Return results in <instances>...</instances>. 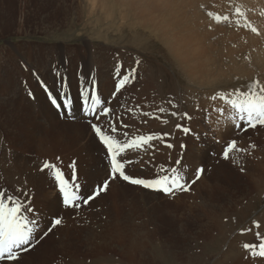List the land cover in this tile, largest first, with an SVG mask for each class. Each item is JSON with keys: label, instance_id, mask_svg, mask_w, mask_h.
<instances>
[{"label": "bare ground", "instance_id": "1", "mask_svg": "<svg viewBox=\"0 0 264 264\" xmlns=\"http://www.w3.org/2000/svg\"><path fill=\"white\" fill-rule=\"evenodd\" d=\"M239 4H241V8H244L245 10H249V11L255 10V12H254L255 15H249V13H248V15H249L248 17H250L251 21L249 20L250 22L247 25L246 23L248 22V19H246L247 22L245 23V25L248 26L247 28H245L243 26L242 20H240L241 18L239 19L238 16H236L234 14L236 8H239L238 7V6H240ZM202 5L206 6V8H205L206 10L211 9V11H212L211 13H218L220 16L227 15L229 17V20L228 21H222L221 23H216L212 18H210V20H209L208 16H206L204 13V11H206V10H204L203 12L201 11V14L199 12V7ZM113 6L119 7L118 13H119L120 17H118L119 18L118 20L121 22L129 21V24H130V25H128L129 28H133L134 26L140 27L144 30L151 31V33H153L155 37L159 38L161 43L169 51V54L171 53V55L175 59V63L178 62V64H176V66L178 65L181 72H185V76H183V78L192 81L191 85L192 86L194 85L192 87L193 90L189 89L190 92L186 95V98H188V103H187V105H182V108L183 109L191 108V109H193L191 112H193L194 108L198 107L197 113L195 115L196 118H198L196 120V123L200 124V120H201L200 119V114H201L200 111L203 109V107H204L203 104H205V103H211V104L217 103V106H219L217 108L220 109V113H223L226 110L230 109L229 105H227L225 102H223L222 100L219 99L218 94H219L220 90H219V92H217V90H215L216 92H212L209 89V87L211 85L218 83L215 79L216 78H218V79L222 78L223 73H222V70L220 69V67L213 64L214 59L212 60L209 58V56L212 52L210 54L208 53L209 54L208 55L207 50L209 51V48L217 49L216 51L214 50V53L215 52L217 53V51H219L218 54H220L221 60L227 59L228 62H230V65H229L230 67H228V68L231 69V65H232L234 68L233 71L235 73L237 72L236 75L237 74L240 75L239 72H241V74H242V76H244V78L250 77L252 75V73H250V71H248L246 68L245 69L248 72L244 71L245 69L240 70V68H243V66L245 67V65L248 63V59L251 60L249 57H250V55H252V51L253 50L255 51V46H257V44H259V42L257 41V38H256L257 37L256 33L252 32L251 28H253V27L255 29L257 27L259 28L260 27L259 25H261L263 23V21L260 18L262 16V14L264 13V0H220V1H214V0H119L118 1V0H114ZM211 6H213V7L211 8ZM122 7H125V9L120 10ZM184 7H186V10L184 9L185 11L182 10ZM94 9H96V8H94ZM101 11H103V10H101ZM186 11L190 12L191 15H190V13L188 14ZM208 12H209V10H208ZM184 13L186 15L187 14L190 15V17H192V18L195 17L196 19H198L197 16L200 18L199 21H201V24H202L201 29L204 28L203 30H201L202 33L198 34L199 32L197 33L196 31H193L192 28L184 27V26H187L186 23H189V21H191L190 17L188 15L185 16ZM98 14H99V12H98ZM112 14L113 13L110 10V13L105 14L104 17L99 16L98 17L99 19H97V21L100 22L102 20L112 19L111 22H113V26H114V22H115V20H117V17H113ZM100 19H102V20H100ZM195 20H193V21H195ZM243 22H245L244 19H243ZM195 23L193 22L192 25ZM209 27H212L211 31H209ZM263 27H264V25H263ZM180 28H182V29L179 31ZM263 30H264V28H263ZM262 33H264V32H262ZM260 37H261V35H260ZM263 39L264 38H262V41H264ZM258 40H260V39H258ZM258 47L260 48V46H258ZM258 47H257V49H258ZM263 48H264V46H263ZM106 49H107V47H106ZM257 49H256V51H258ZM239 50L240 51L242 50L240 54L238 52ZM102 51H104V50H102ZM50 52H51V49L47 50L48 54H50ZM58 52H56L54 49L52 52L53 54L50 55L48 57V59L45 58L44 56H42L41 54H39L40 53L39 50L36 51L35 55H33V56L28 57V56L22 55L24 60L27 59V62H24V66L26 65V68L27 69L29 68L28 69L29 71H31V70L37 71V72H33L32 74L35 76H33L31 79H29L36 86H38V87L32 88V92H31L32 95L31 96L28 95V92L25 90V88H22L21 81H18V80H15L14 82L11 81L12 69L9 72V78L6 79L5 82L3 83V85L0 87V155L3 156V158L1 157L3 161L6 160V161H4L6 163V169L4 172H3V168H2L3 166L0 167V189L5 190L8 193L13 194V195H19L21 200H24L26 203L30 199L31 200L30 207H32L34 209V212L32 213L33 216L35 215V211H36V208L38 207V204H40L41 209L43 210L42 215H46V218H47L46 220H43V219L41 220V223L43 224L42 228H38L34 234V238H33L32 243L38 242L37 243L38 245L34 244V247L31 248L29 251H27V253L24 254L22 252L20 254L19 259H21L23 257L24 258H30L32 260V262L30 261L32 264L36 263L35 260H38L40 258V256H41V261L39 264H46V257L47 256L44 257L43 252L41 250L49 247L50 245H47L45 243L46 240L45 241L43 240L40 242V239H41L40 235H41L43 230H46V228L48 226H50V223L52 226V224L55 220V219H53V217L56 218V216L60 212V210H61V212H65V215L67 214V217H66L67 219H65L64 223L61 222L60 225H57L54 228L52 227L51 233H49V235L47 236L48 239L51 240L52 244L53 243L58 244L59 250H58V248H57V250L60 252L61 251L65 252L67 250H70V251H72V253H74V252L77 253V251H80L79 250L80 248H85V252H86L87 250L93 251L95 249V247H99L100 250L98 253L97 252L96 253L98 256L104 257V248L101 247L104 245H101V246L95 245L93 243V241H94L93 237L94 236H92V233H90L91 235H89L88 238H85V244L83 246H82L81 242H80L81 244L79 243L81 247H79L78 244H76L75 240L71 237L72 233L74 235L73 231H75V227L71 228V225L82 224L84 227L83 229H87L88 222H89L88 219L91 217H94V216H92L93 214L89 211L90 213L88 215H86L87 210L82 211L80 209L66 208L65 206L61 205L60 201H61L62 196L59 192L58 187L56 186L54 179L51 177L50 170L40 171L43 163L47 161L51 164L56 165V167L58 166L57 168L60 169L64 174V179L71 181L73 171L71 172L72 167H70V166L73 165V163H74L76 166L75 167L76 182L80 185L79 192H80V195L83 197L91 195L92 192L96 189V187L98 185H101L106 179H109V172L107 174V177L104 175L105 172L107 171L106 170L107 167H108V169H110V165H109L108 158L106 155V149L98 141V138L94 134H92V136L90 135L91 137L88 140L85 138L87 140V142H86V140H85V142H81L83 139V137H82L83 128L85 130H86V128L91 129V125L89 123L90 118L85 117L83 114V111H82L81 93L78 95L74 91V89L77 87V85H76L77 83L75 80L76 75H77L76 72L80 73L84 70H85V72H88V71H91L92 66L96 65L97 66L96 68H99L100 64L102 66L103 63L102 62L100 63L99 60L98 61L90 60V58L94 57V54H92V52L91 53L87 52L86 54L81 56V58H79V59H69V60H68V58L65 59L64 58L65 56L64 57L61 56L62 52H60V53H58ZM236 52H237V54H236L237 58L239 60H241L239 62L235 61L236 59L233 58V55ZM11 53H12L11 51H8V53L6 54L8 56L7 58H10ZM100 53H102V52L100 51ZM116 54L120 55L119 50H117ZM121 55H123V53H121ZM54 57H56L57 60ZM87 57H89V59H87ZM234 57H236V56L234 55ZM245 57H247V58H245ZM52 58H54L55 61H53ZM126 58H127V56H126ZM217 59H219V58H217ZM244 59H246V60L244 61ZM126 60H127V62H129L128 58ZM120 61L124 62L122 59H120ZM225 61H223V64L226 63ZM221 63L222 62H220V64ZM111 65L117 66L119 68L120 73L125 74V69L122 67L120 62H118V64L111 63ZM17 66H18L17 63H15L14 67H16V68L13 69V72H12L13 77L16 78V77L21 76L20 78H22V74H23L22 71H25V67H17ZM59 66H61V67H59ZM226 67L224 66V68H226ZM1 68H2V66L0 65V69ZM102 68H104V67H102ZM131 69H136L135 73H140L138 67H136V66L134 68L132 67ZM144 69H145V66H144ZM40 70L41 71L44 70V71L48 72L47 73L48 81H46L45 72H43V74L40 75L42 78V79H40L39 74H38ZM58 71L59 72L65 71V72L69 73V75H70L69 76L70 85L68 84L69 87L67 86L68 88L67 87L66 88L71 92V97H73L72 102L74 105L72 106V117H74V118H69L68 114L65 111L57 109L56 106L50 101V99H49L50 104L47 106L44 99H43L44 96L41 94L40 91H37V88L44 89V87H42V85H41V81H42L43 84L47 86L48 91L50 93H52L50 89H53L55 87V82L57 80V77L54 76V74ZM178 72H179V70H178ZM100 75H101L100 76L101 78L106 77V76H103L102 70L100 72ZM249 80L250 79L248 78L247 83L249 82ZM195 81H200V82L198 83ZM250 81H252V78ZM56 85H58V84H56ZM207 85H208L207 88L209 89V91L202 90V89H204V86H207ZM78 87H79L80 91H82L84 89H88V88H85V86H81V85H79ZM216 88H217V86H216ZM5 89L11 91V96H10V93H9V96H7V97L3 96L2 93L4 92ZM110 90H111V88L106 90V93L109 92ZM226 90H228V89H226ZM61 91L62 90H60L58 92L60 93ZM91 91H92V86L90 87L89 92H91ZM152 91H153V89H152L151 85L149 84L148 80L137 81L135 83L134 88H133V93L136 97V102H139V103L148 102V103H150L151 98L154 95V92H152ZM49 92L46 93V96H48V98H49ZM63 92H64V90H63ZM52 94L55 95L54 91ZM219 95H221V94H219ZM214 96L217 97L215 100L212 99V97H214ZM136 102L135 103H129L130 107L128 108L132 113L135 114L134 115L135 117L129 113L122 114L120 117H117L116 119L108 117L109 121L108 120L105 121V119H103L102 126L105 127V129H107L108 127H110L112 125L118 126L119 127V133L118 134H120L121 137L123 136L124 132H128L133 136H140V135L147 136L150 134H157V135L162 137V139H157V140L151 141L150 144L145 145L143 147V149L137 150L138 153L140 154L137 157V159H138V161L141 162V164H138L137 160H135L132 157L130 152L128 153V156L125 158L126 160L130 159L132 161L131 163H126V167H125L126 173L132 175L133 177H137V175H135V174H138L139 176L142 177L143 174H147L145 176H148V172H150V169H151L149 166L152 164V163H150V159L154 158L157 155L155 152L152 151L153 145H157L158 146L157 151L160 150V153H162V154L170 153V150H168V148H166L167 147L166 143L169 141H166V143H165V141H164L165 135L164 134L167 133V129L171 125L170 119L172 118V115H171V112L168 114L169 117H167V120L169 122L166 119H163L160 122L157 119V114H158L157 111L147 112L146 107L136 105ZM90 103L91 102L89 101V104ZM189 104H191V106H189ZM193 104H195V105H193ZM100 105L101 104L99 102L97 104L96 108L97 107L101 108ZM178 105H180V104L178 103ZM193 106H196V107H193ZM51 107L53 108V110L51 109ZM214 108H216V107H214ZM217 110H215V112ZM221 110H223V112H221ZM169 111H170V109L168 108L166 110V112H169ZM208 111H211V110H207V112ZM229 111H231V109ZM193 115H194V113H193ZM216 115H218V114H216ZM136 116L138 117V119L140 121L143 122L142 123L143 126L139 125V123L137 122L138 120H137ZM220 117H222V116H220ZM124 119L130 124V126L124 127V125H127V124L123 123ZM224 119H225V117H224ZM226 119H228V118H226ZM232 119L233 120H230L231 122L236 121L235 118H232ZM215 120H218V119L215 118ZM164 121H167V124L164 123ZM179 121H180V119L178 118V124L183 125V123L179 122ZM169 123H170V125H169ZM226 123H225V125H226ZM67 124H69V125H67ZM146 124L149 126H147ZM218 124H219V122H218ZM235 124L232 126L230 124V126H231V128H229L230 130L229 131L224 130V134L227 133L226 135H228V136L235 134L234 131H231V129H235V127H234ZM156 125H162V126H159L160 128L158 130L152 131L153 126H156ZM52 126H56V127L63 126L62 132H60V134H59V138L61 137V135L64 134V139L60 138V139H55V140L50 139V141H43L44 140L43 138H41L43 140L38 138L39 137L38 131H40V130L43 131V129H46L47 127H52ZM65 127L69 128L70 133H73V130H74L73 128L80 131V133L78 134V135L81 134L79 142H76L75 140L74 141L76 143L65 142ZM128 130H130V131H128ZM193 130H194V132H196L195 129L193 128L188 132V134L192 133ZM221 130H222V128H221ZM197 131L200 134L203 132V131L199 130V128L197 129ZM181 133L177 132L174 128H172L170 130V135L175 134L176 136H179V141H180V144L176 145V143L174 142V138L171 139V140H173V144H172L171 149H172V151H175L177 153L175 156H179L181 154H182L181 155L182 157L186 156L187 160L181 161V162L187 163V161L190 160L188 162L194 170L201 169L199 167L201 165L203 167L207 163L209 164L210 170H212V167L214 166L216 160L220 156L215 157L211 160L207 159L208 157H206V156H200L201 154H207L206 153L207 151L209 152V149L207 151H206V149L200 150V148L203 147L204 143H207L204 141V139H202V140H198L197 143L193 147L197 151V156L196 157H194V156L189 157L188 152H187V145L185 146L187 155L183 152V150L181 148V145H183L182 141H184L186 139V137H184L185 133L184 132H183L184 134L183 133L181 134ZM90 134H91V132H90ZM188 134H186V136ZM49 135H51V134H49ZM55 136H58V135H55ZM71 136H72V134H71ZM40 137H42V136H40ZM51 137H52V135H51ZM165 137L170 139V137H168V135ZM192 137L197 138L198 134H193ZM54 138H56V137H54ZM69 139L70 138H68V140ZM187 140L189 141L190 138L187 137ZM59 146L61 148V150H60L61 153L60 152L57 154L53 153V152L57 151ZM213 149H215V148H213ZM193 151H195V150H193ZM61 154H63V155H61ZM221 156H223V154H221ZM228 158L232 161V162H230L232 169H233L231 172H232V175L234 176V178L228 177L226 179L225 177H223L221 175V173H223V175H225V173H224L225 171L222 172L223 168L215 166V168H216L215 170H217V171H213V172L210 171V173H207V174H209V176L208 175L207 176L213 179L215 176L214 174H216L218 183H215V184H213V183L205 184L204 183L203 184L202 181H200V180L202 178H204L206 176V172H208V170L204 169L200 179L197 180L195 178L194 179L195 183L190 181L189 183L191 184V186L189 187V189H187V191H185V193H188L191 189L196 187L193 190L195 192L194 195H196L201 200L198 206L192 207V205L191 206L189 205L191 208L190 209L188 208V212H189L188 214L189 215L190 214L195 215L194 210L196 208V210L198 211V214L196 216L203 218L202 219V227H204L205 229H204V232L199 234L200 235L199 239L201 240V242H202V240L207 241V239H215L216 237H218V238L226 237V235L229 234L228 231L230 232V229H228V228H227L228 230L225 229L226 228V222L228 223V221L230 220V216H232L231 214L236 212L238 209H241L240 208L241 205L248 202L251 199V197H253L255 194L257 195L258 191L255 190L254 191L255 193L252 192V190H254V189H250L248 184L242 180L244 177L247 176V174L250 177V181L252 182L251 187H253V188L257 187L256 183L253 181V178H258L260 180V182L262 181L263 186H264V178H263L264 177V162L262 163L260 161V159H257V161L252 162L251 164H247L245 162L237 160L236 157L233 160L232 155H230ZM238 164L240 166L239 172L242 173V171H243V175H244V176L242 175V179L238 178L239 180L235 179L238 177V176L235 177V175H236L235 169H237ZM156 166H157V164H155L152 169L154 170L156 168ZM157 168H159V166ZM188 168H187V166H184V165H177L176 166V169L184 177V180L186 183L190 179L191 174H192V170L188 169ZM165 170H167V169H165ZM156 171H158V170H156ZM227 171H229V169ZM245 171H247L248 173H245ZM160 172H161V169H159V171L156 174H160V175L166 174L165 172L164 173H160ZM167 174H170V173H167ZM103 175H104V178L105 177L106 178L101 180V177H103ZM151 177L149 179H151ZM262 178H263V180H262ZM234 179L236 181H234ZM116 181H117V183L110 181V185L106 191H108V192L111 191V193H109V194L115 195V197L117 198V202L114 201V204H113L110 200H108L106 195L104 194L106 192L105 191V192H102L95 200H93V201H95V204L88 206L87 208L93 209L97 205H100L103 202H105L106 203V206H105L106 210L102 211V209L99 207L100 208V210H99L100 214L97 211V212H95V214H96L95 216L99 217L101 214H102V216L103 215H107V216L110 215L111 216L110 222H112L113 236H116L118 233H122V232H119L120 231L119 229L122 228L120 224L124 223L125 221L129 222L130 229H131V232L129 234H131V235H123L122 234V236L123 237L127 236L128 238H131V239H129V242H127V245L124 243V242H126L127 238L123 239V243L120 247V249L122 248L124 251H126V258H127V255H129L128 257L138 256V258H141L140 260L144 259L143 261H145V263H143L141 261L140 264H155L156 263L155 256L151 257V255H150L151 258L145 257L144 249L148 248V246H146V243L148 245L152 241V242H155L156 245H159L158 241H160V240L159 239L157 240L155 238V235L157 234L156 231L155 230L149 231L150 228L148 229V227L152 226V224L155 220L154 213L156 214V211L160 207L161 202H160L159 197H161V195H170V194H166L162 191H152L149 189H145L141 186L132 185L126 181H122L121 179H116ZM260 182H259V184H260ZM93 183L97 184V186L93 187ZM219 183H223V184L225 183L226 191L227 190L234 191V190L241 189L242 192L245 194L242 202L238 204L237 199H235V194H233L232 192H226L224 189L221 190L222 185H220ZM92 187H93V189H92ZM136 189H138L137 192H136ZM17 190H19V191H17ZM47 190H50V191L47 192ZM24 191H27L29 193L28 197H25L23 195ZM81 191H83V192L81 193ZM193 191H192V194H193ZM263 194H264V192H263ZM259 195H257V196H259ZM171 197L172 196H170V198ZM262 197H263V195H262ZM192 198H195V197H192ZM127 202H128V204L123 205V207H122L121 203H127ZM168 202H170V201H168ZM183 203H184V201H183ZM254 204H258L257 199H256ZM260 204H261V202H260ZM81 206H82V203H81ZM251 208L253 210V206ZM84 209H86V208H84ZM185 210L182 213L183 216L185 214L184 212H187ZM263 212L261 214V219H259V217H258L259 220H258L257 224L260 221H261L260 224H262V222H264V213ZM68 213H69V215H68ZM136 214L140 215V217H141L142 221L140 224H135V223L131 222L133 219L132 217H134ZM76 215L78 216V218H76ZM122 215H125L124 218H121ZM39 216H41V215H39ZM183 218H185V217H183ZM255 220H257V219L255 218ZM188 221H189V219H188ZM188 221H185L184 227H180V229L183 230V232L181 231L182 233H184V229L187 226ZM197 222L199 223L200 220ZM253 224L254 223L249 224V226L247 225L245 227H242V229H236L235 231H233V233H230V234H232V236L227 241V246L228 247H234V249L236 250V255L238 254V252L244 253L246 251V250L238 251L237 245H236L237 235L240 234L238 238L243 237L245 239H250L251 238L250 236L252 234ZM119 225L121 228L118 229ZM77 226L79 227V225H77ZM122 226H124V225L122 224ZM125 226H127V225H125ZM171 226L173 227V223H171ZM231 227H232V225H230V228ZM125 228H127V227H125ZM144 228H146V230H144ZM122 229H124V227ZM151 229H154V228H151ZM257 229L259 230V227ZM89 230H91V229H89ZM142 230L145 231V236H143V237H144V240L147 238L145 240L146 243L143 242L144 240L141 239L142 236H141L140 232ZM261 230H262V228H261ZM122 236H121V238H119V239H121V241L123 238ZM86 237H87V235H86ZM43 239H44V237H43ZM117 239L118 238H112L110 240L114 241ZM113 241H112V243H113ZM82 242H84V241H82ZM101 243H103V242H101ZM155 243H152V245L153 244L155 245ZM240 244L243 245L244 243L240 242ZM152 245H150V249H151ZM109 246H111V243ZM50 247H52V246H50ZM260 249L261 248L259 246V250ZM48 250L50 251L51 249L48 248ZM54 251H55V249H54ZM135 252L138 255L134 256L133 254H135ZM230 252H232L231 249L224 252L221 255V257H219L217 259L215 264L226 263L227 260L230 259V256H231ZM75 255H79L80 257H82L83 262L86 261V263H88L89 262L88 256H90L91 254L90 255L86 254V256H82L83 253L75 254ZM171 255H172V260H173V262L171 260L172 264H181L180 262H178V258H177V256H175V254L174 255L171 254ZM242 258H243V256L240 257V259H242ZM250 260H251L250 257H248V259L246 261H243V263L244 264H250ZM0 264H2V262H0ZM185 264H203V263L200 262L198 259H194V260H189ZM257 264H264V260L263 259L260 260L259 263L257 262Z\"/></svg>", "mask_w": 264, "mask_h": 264}, {"label": "rangeland", "instance_id": "2", "mask_svg": "<svg viewBox=\"0 0 264 264\" xmlns=\"http://www.w3.org/2000/svg\"><path fill=\"white\" fill-rule=\"evenodd\" d=\"M99 1L100 0H92V1L91 0H0V65L2 66V68L0 69V87L3 85L5 80L9 78L10 70L12 69V72H13V69L16 68V67H14L15 63H17V65H18L17 67H25V71H22V73H23L22 78H20L21 76L16 77V78L13 77V73L11 72V74H12L11 81L12 82H14L15 80L21 81L22 88H25V90L28 93H29V91L32 92L33 87H38L32 81L29 80L33 76H35L32 73L37 72V71L31 70V69H30L31 71H29L28 70L29 68L27 69L26 65L24 66V62H27V59L24 60L22 55L28 56V57L33 56V55H35L36 51L39 50L40 51L39 54H41L42 56H44L45 58L48 59V57L53 54L52 52L55 49L56 52L59 51L58 53L62 52L61 56H63V57L65 56L64 58L65 59L68 58V60H69V59H79V58H81V56H83L87 52H90V53L92 52V54H94V57L90 58V60H92V61H98L99 60L100 63L101 62L103 63V65L101 66V64H100L99 68H96L97 66L94 65L91 67V71H88V72H85V70L80 72V73L76 72L77 75H76L75 80L77 83L76 84L77 87L74 89V91L79 95L81 93V91L79 90V87H78L79 85L85 86V88H88L89 90H90V87L92 86V90L94 89V94L98 97L99 102L101 104L100 107L101 108L102 107L110 108L111 112H110L108 117L116 119L117 117H120L122 114H126V113H129L132 116L135 115L134 113H132L128 109L130 107L129 103H135L136 102V97L133 93V88H134L135 83L137 81L148 80L149 84L151 85V87L153 89L152 92H154V95L151 98V102L150 103H148V102H145V103L136 102V105L146 107L147 112L157 111L158 112L157 119L160 122L163 119L167 120V117H169L168 114L170 112L172 113L173 111H175L178 113L177 116H172V118L170 119L171 125L169 123L170 126L167 129V135H168V137H170V139L164 136L165 143H166V141H169L166 143V146L168 144H171V145L173 144V140H171L172 138H174V142L176 143V145L180 144L179 136H176L175 134L170 135V130L172 128H174L179 133L182 132L181 129H178L176 127V125L178 124V118H179L180 119L179 122L183 123V125H181L182 127L183 126L187 127L190 130L194 128L196 131V132H194V130H193L192 133H189V134L187 133L188 134L187 136H186V134H184L182 132L184 134V137H186V139L184 141H182L183 147H181L185 154H186L185 146L187 145V152H188L189 157H191V156L196 157L197 151L193 147L197 143L198 140L204 139V141L207 143H204L203 147H201L200 150L206 149V151H207L209 149V152L207 151L206 152L207 154H201L200 156H206V157H208L207 159H209V160L220 156L216 160L214 166L212 167V170H210L208 163L203 167H202V165L199 167V168H202L203 170L204 169L208 170V172H206V176L200 180V181H202L203 184L204 183L205 184L218 183L216 174H214L215 176L213 179L208 177L209 174H207V173H210V171H212V172L217 171V170H215L216 169L215 166L223 168L222 172L225 171L224 172L225 175H223V173H221V175L223 177H225L226 179L228 177L234 178V176L232 175V172H231L233 169H232L230 162H232V161L229 158L224 159V155L221 156V154H224L225 148H227L229 143L232 141L236 142L235 148L229 152V156L232 155L233 160L236 157L237 160L245 162L247 164H251L252 162L257 161V159H260V161L262 163L264 162V126L257 125L256 128H248L247 131H244L243 128L245 126H244L243 122L237 120L238 118L235 117L232 110L229 111L230 110L229 109L223 113H220V109L217 108V107H219V106H217V103H215V104L214 103L203 104L204 107L202 106L203 109L200 111L201 112V114H200L201 120L199 119L200 124L196 123V120L198 118H196L195 115L197 113L198 107L193 106V107H196V108H194L195 112L194 111L191 112L193 110L191 108H188V109L182 108V105H187L188 98H186V95L190 92L189 89L193 90L192 87L194 85L193 86L191 85L192 84L191 80H187V79L183 78V76H185V72H181L178 65L176 66V64H178V62L175 63V59L173 58L171 53L169 54V51L161 43L159 38L155 37L154 34L151 33V31L144 30V29H142L140 27H136V26H134L133 28H129V26H128V25H130L129 21H123V22L119 21L118 20L119 19L118 17H120L119 13H118L119 7L113 6L114 0H101L100 2ZM214 1H220V0H214ZM239 5L240 6H238V7H239V9H241L243 16L238 17V18L239 19L241 18L240 20H242L243 26L245 28H247L248 23L251 21L250 17H248V16L249 15H255L254 14L255 10L254 11L250 10L252 12L251 13L249 10H245L244 8H241V4H239ZM213 6H211V8ZM94 8H96V9H94ZM205 8H206L205 5L204 6L202 5L199 7L200 14H201V11L203 12L204 10H206ZM123 9H125V7H122L120 10H123ZM184 9L186 10V7H184L182 10L185 11ZM101 10H103V11H101ZM110 10L113 13L112 16L117 17V20H115V22H114V26H113V22H111L112 19H109V20L100 19L102 21H100V22L97 21V19H99L98 18L99 16L104 17L105 14L110 13ZM208 10H209V12H212L211 9H207L206 11H204L206 16H208V14H207V13H209ZM98 12H99V14H98ZM187 13L189 14L190 12H187ZM248 13H249V15H248ZM216 14H218V13H213V15H216ZM184 15L187 16L185 13H184ZM190 15H191V13H190ZM190 15H188V16L190 17ZM263 15H264V13L262 14V16L260 18L263 21V23L261 25H259L260 26L259 28L258 27L256 28V30H257V32H256L257 37L256 38H257V41L259 42V44H257V46H255V51H256L258 46H260V48L258 47V49H257L258 51H256V52L253 50L254 52L252 51V55H250V57H249L251 60L248 59V63L245 65V67L243 66V68H240V70H242V69L244 70L246 68L248 71H250V73H252V75L250 77L244 78V76H242L241 72H239L240 75H238V74L236 75L237 72L235 73L233 71L234 68L232 65H231V69L228 68V67H230L229 66L230 62H228L227 59L221 60L220 54H218L219 51H217V53L216 52L214 53V50L216 51L217 49L209 48V51L207 50V54L208 53L210 54L212 52L210 54L211 57L209 56V58L212 60L214 59L213 64L220 67V69L222 70V73H223L222 78H219V79L216 78L215 79L218 83L211 85L212 86V87L210 86L211 88L209 87V89L212 92H216L215 90H217V92H219V90H220L219 94L227 96V94L229 92L234 91L235 88H240L242 91L247 90V85H249L253 81H258L260 85H264V54H263L264 53V48H263L264 41H262V38H264V33H262V32H264V30H263V28H264L263 27L264 16ZM197 18L198 19H196L195 17H193V18L190 17V20L192 22L189 21V23L191 25L189 23H186L187 26H184V27H186V28L190 27V28H192L193 31H196L197 33L199 32L198 34H200V33H202L201 30H203L204 28L201 29L202 24H201V21H199L200 18L198 16H197ZM208 18L210 20L209 16H208ZM243 19L245 22H243ZM246 19H248V22L246 21ZM193 20H195V21H193ZM193 22L194 23L196 22L197 24L195 23L192 25ZM245 23L247 25H245ZM211 28L212 27H209V31L212 30ZM181 29L182 28H180L179 31ZM260 35H261V37H260ZM258 39H260V40H258ZM106 47H107V49H106ZM49 49H51L50 54L47 53V50H49ZM101 49L104 51H102ZM117 50H119L120 55L116 54ZM8 51L12 52L10 55V58H7L8 56L6 55L8 53ZM100 51L102 53H100ZM241 51L240 50L238 51L239 54L241 53ZM121 53H123V55H121ZM236 54H237V52L234 54L236 57H234V55H233V58L236 59L235 61H238V62L241 61L237 58ZM126 56H127L129 62H127ZM54 58L57 60L56 57H54ZM54 58H52L53 61H55ZM217 58H219V59H217ZM245 58H247V57H245ZM87 59H89V57H87ZM120 59H122L124 62H121ZM245 60L246 59H244V61ZM138 61H139V63H137ZM223 61H225L226 63L224 62L225 64H223ZM118 62H120L122 67L125 69V74H121L119 71V68L117 66L111 65V63L118 64ZM220 62H222V63L220 64ZM143 65L145 66V69H144ZM135 66L138 67L140 73H135V75H132L131 74V68L132 67L134 68ZM224 66L225 67L227 66V67L224 68ZM59 67H61V66H59ZM102 67H104V68H102ZM246 69L244 71H247ZM101 70H102L103 76H106V77H103V78L100 77L101 76L100 75ZM178 70H179V72H178ZM43 72H45L46 81H48V79H47V73L48 72L44 71V70H42V71L40 70L38 73L40 79H42L40 75H42ZM124 75H128L129 79H128L127 83L125 84V86L122 87L119 91H117V85L119 83H121ZM54 76L57 77V80L55 82V87L53 89H50V90L52 93L54 91L55 95L52 93L51 94L59 97L60 99L58 100V102H60V103L63 102V94H66L67 96L72 98V101H73V97H71V92L67 89L69 87L68 84L70 85L69 73H67L65 71H60V72L58 71L54 74ZM248 78L250 80L252 78V81L249 80V82L247 83ZM195 82L199 83L200 81H195ZM56 84H58V85H56ZM216 86L218 89L216 88ZM207 87H208V85L204 86V89H202V90L209 91V89ZM110 88H111V90L106 93V90H108ZM226 89H228V90H226ZM60 90H62V91L59 93L58 91H60ZM63 90H64V92H63ZM37 91H40L41 94L44 96L43 99H44L46 105L48 106L50 104V101H49L48 96H46V93L49 91L46 92L45 89H40V88H37ZM9 93L11 96V91L5 89L2 94H3V96L7 97V96H9ZM173 103L175 104V106L177 105L175 108H172V105H174ZM178 103L180 105H178ZM191 104H189V106H191ZM193 105H195V104H193ZM212 105L216 108H214ZM161 108L164 109V112L159 111V109H161ZM168 108L170 109V111L166 112V110ZM51 109L53 110L52 107H51ZM96 109L98 111L100 108L97 107ZM207 110H211V111L207 112ZM215 110H217L218 112L217 111L215 112ZM214 112L216 114H218L219 116L216 115ZM185 113H187V115L189 117H191V119H187L184 116ZM193 113H194V115H193ZM220 116H222L223 118ZM108 117L105 119V121H107V120L109 121ZM224 117H225V119L226 118H228V119L225 120ZM136 118L138 120L137 122L139 123V125L143 126V124H142L143 122L140 121L137 116H136ZM215 118H217L218 120H215ZM232 118H235L236 121L231 122L230 120H233ZM217 121L219 122V124ZM123 123L130 126V124L125 119L123 120ZM225 123H226V125H225ZM235 123L236 124L239 123L240 128H236ZM230 124H231V126L235 124V126H234L235 129H231V131H234L235 134L228 136V135H226L227 133L224 134V130L229 131L230 130L229 128H231ZM67 125H69V124H67ZM162 125L153 126L152 131L158 130L160 128L159 126H162ZM147 126H149V125H147ZM62 127L63 126H58V127L52 126V127H47L46 129H43V131L40 130V131H38L39 132L38 138H40V139L43 138L44 140L41 139L43 141H50V139L55 140V139H60V138L64 139V134L61 135V137L59 138V134H60V132H62ZM198 128H199V130L203 131L201 134L197 131ZM221 128H222V130H221ZM73 129L75 131L73 130V133H70L69 128L65 127V142H71V143L79 142L81 134L80 135H78V134L80 133V131H78L75 128H73ZM83 130H82L83 139L81 142H85L86 139L88 140L92 136V134H94L92 129L86 128V130H85L83 128ZM128 131H130V130H128ZM90 132H91V134H90ZM49 134H51L52 137ZM71 134H72V136H71ZM193 134H198V137L197 138L192 137ZM55 135H58V136H55ZM40 136H42V137H40ZM54 137H56V138H54ZM187 137L190 138L189 141L187 140ZM68 138H70V139L68 140ZM87 140H86V142H87ZM98 141H99V139H98ZM212 147L215 149H213ZM157 148H158L157 145L152 146V151L155 152L157 155L154 158L150 159V163H152V164L149 166L151 169H150V172H148V176H145L147 174H143L142 178H148L149 179L151 176H152L151 178H155L156 177L155 175H157L156 173L159 171V169L170 170L172 168H176V166H177L176 161L180 160L179 165L187 166V168L189 167L188 169L192 170L191 177L187 181V189H189V187L191 186V184L189 182L195 181L194 179H195V173H196V170H194L188 162L190 160H188L187 163L181 162V161L187 160L186 156L182 157L181 156L182 154L179 156H175L177 153L175 151H172V149L169 147H166V148H168V150H170V153H164V154L160 153V150L157 151ZM236 149H240V151H236ZM60 150H61V148L59 146L57 151H55L53 153H55V154H57L59 152L61 153ZM193 150H195V151H193ZM130 153H131L132 157L135 160H137L138 164H141V162L138 161V159H137V157L140 155L138 153V151L133 150V151H130ZM61 155H63V154H61ZM1 157L3 158V156L0 155V167L3 166L2 168H3V172H4L6 169V163L4 161H6V160L3 161ZM155 164H157V166L153 170L152 168L154 167ZM158 166H159V168H157ZM239 168H240V166L238 164L237 169H235V174H236L235 177L238 176L235 179H237V180L242 179V175H243V171H242V173H240ZM228 169H229V171H227ZM106 170L107 171L105 172L104 175L107 177V174L109 172L108 167ZM156 170H158V171H156ZM72 171H73V168L71 169V172ZM160 173H164V172L161 171ZM202 173H201V175H202ZM245 173H248V172L245 171ZM104 175H103V177H101V180L106 178V177L104 178ZM135 175H137V177H141L138 174H135ZM263 178H262V180H263ZM235 179H234V181H236ZM242 180L248 184L250 189H254V190H252V192H254L256 190L259 192V193L257 192V195H259L260 193L261 194L259 196H257L255 194L253 197H251V199L248 202L241 205V207H240L241 209H238L236 212L231 214L232 216H230V220L228 221V223L226 222V228L225 229L226 230L230 229V232L228 231L229 234L226 235V237H220V238L216 237L215 239H207V241L202 240V242L199 239L200 238L199 234L204 232V229H205L204 227H202V219L203 218L196 216L198 214V211L196 210V208L194 210L195 215H191V214L189 215L188 214L189 213L188 208L190 209L191 205H192V207L198 206L200 201H201L200 198H198L196 195H194L195 192L193 190L196 187L191 189L188 193H185V191H179L178 190V191L173 192L170 195H161V197H159L160 202H161L160 207L156 211V214L154 213L155 220H154L152 226L148 227V229L150 228L149 231H154V230L156 231L157 234L155 235V238L157 240L158 239L160 240V241H158L159 245H156V243L152 242L151 240H150L151 242L147 245V243L145 242V240L147 238L144 240V237H143V236H145V231L142 230L140 232V234L142 236L141 239L144 240L143 242H145L146 246H148V248L145 247L146 249H144L145 254L144 253L143 254L145 255V257L151 258V257L155 256V258H156L155 264H172L171 263L172 255L171 254H173V255L175 254V256H177V258H178V262H180L181 264H185L189 260H194V259H198L203 264H215L217 259L219 257H221V255L224 252L231 249L232 252H230V254H231L230 259H228L227 262L223 263V264H244L243 261H246L248 259V257H250V259H251L250 264H257V262L259 263L260 260H262V259L264 260L263 257L259 256V252L261 251V249L259 250V246L262 243H264V227H263L264 222H262V224H260L261 223V221H260L257 224L258 220L261 219L262 212L264 211V198H263L264 197V194H263L264 186H263L262 181L260 182V180L258 178H253V181L256 183L257 187L256 188L251 187L252 182L250 181V177L248 176V174ZM112 182L117 183L116 180H112ZM259 182H260V184H259ZM219 184L222 185L221 190L224 189L226 191L225 183L224 184L219 183ZM94 186H97V184L93 183V187ZM93 187H92V189H93ZM49 191L50 190H47V192H49ZM137 191H138V189H136V192ZM192 191H193V194H192ZM82 192L83 191H81V193ZM226 192H232L233 194H235V199H237L238 204L242 202L243 197L245 196V194L242 192L241 189L234 190V191L227 190ZM109 193H111V191H109V192L106 191L104 194L106 195L107 199L110 200L114 204V201L117 202V198L115 197V195H112ZM262 195H263V197H262ZM170 196H172V197L170 198ZM192 197H195V198H192ZM256 199L258 201V204H254ZM168 201H170V202H168ZM183 201H184V203H183ZM260 202H261V204L262 203L263 204L261 205ZM60 203H61V205L64 206L62 198H61ZM93 204H95V201H93V202L89 201V203L87 205L82 204V206L79 208L82 211L87 210L86 215H88L91 212L93 214L92 216H94V217H91L92 219L91 218L88 219L89 222H88L87 229H83L84 227L82 224L71 225V228L75 227V231H73L74 235L72 233L71 237L75 240L76 244H78V246L81 247L80 244L82 243V246H83L85 244V238H88V236L91 235L90 233H92V236H94L93 237V240H94L93 243L95 245H100V246L104 245V246H101L104 248V257H100L97 255L100 248L95 247V246H94L95 249L93 251L87 250L86 252H85V248H80L79 249L80 251H77V253H75V252L72 253V251H70V250H67L65 252L58 251L59 250L58 244H55V243L52 244L51 240H49L47 237L49 235V233H51V231H49V229L50 228L52 229V226L50 223V226H48L46 228V230H43L41 235H40V238H41L40 242L43 240L44 241L46 240L45 243L47 245L52 246L55 249V251H54V249L49 246V247L41 250L43 252L44 257L47 256L46 257V264H140L141 261L143 263H145V261H143L144 259L140 260L141 258H138V256H136V255H138L136 252H135V254H133L136 257H132V256L128 257L129 255H127V258H126V251H124L122 248L120 249V247L123 243V239L127 238L126 242H124L126 245H127V242H129V239H131V238H128L127 236H125V237L122 236V234L123 235H131V234H129L131 232L129 222L125 221L124 223H122L124 226H122V224H120L121 227L122 228L124 227L125 230L122 229L119 225L118 229L121 228V229H119L120 230L119 232H122V233H118L116 236H113L112 222H110L111 216L110 215H108V216L103 215L102 216V214L99 217L95 216L96 215L95 212H97V211L100 214V211H99L100 208L102 209V211L106 210V208H105L106 203L103 202L102 204L97 205L93 209L87 208L88 206H91ZM126 204H128V202L127 203H121L122 207H123V205H126ZM252 206H253V210L251 208ZM84 208H86V209H84ZM183 209L184 210L186 209L185 211H187V212H184L185 213L184 216L182 214L184 211ZM42 211L43 210L41 209V205L38 204V207L36 208L35 215H34L36 218L39 215H41L37 218V220L39 221L38 228H42L43 224L41 223V220L47 219L46 215H42L43 214ZM68 215H69V213H68ZM77 215H76V218H78V216H79V215L78 216ZM124 216L125 215H122L121 218H124ZM66 217H67V214L65 215V212H61V210H60V212L57 214L56 218L53 217V219H60L64 223L65 219H67ZM183 217H185V218H183ZM258 217H259V219H258ZM132 218L133 219L131 222H133L135 224H140L142 221L140 215H138V214H136ZM255 218L257 220H255ZM188 219H189V221H188ZM199 220H200V222L198 223L197 221H199ZM185 221H188V223L184 229V233H182L183 230H181L180 227L185 226V224H184ZM171 223H173V227L171 226ZM252 223H254L252 226V234L250 236L252 239L251 238L245 239L243 237L238 238L240 235V234H238L237 240H236V245H237L238 251L246 250L243 247L245 244H251V245H254L255 247H253L251 249H247L244 253L238 252V254L236 255V250L234 249V247H228L227 246V241L232 236V234H230V233H233V231H235L236 229H242V227H245L247 225L249 226V224H252ZM77 225H79V227ZM125 225H127V226H125ZM230 225H232L231 228H230ZM256 225H259V230L257 229L258 227ZM125 227H127V228H125ZM88 228L91 230H89ZM151 228H154V229H151ZM261 228H262V230H261ZM144 230H146V228H144ZM45 233H47V234H45ZM257 234H259V235H257ZM86 235H87V237H86ZM121 236L123 237L122 241H121V239H119V238H121ZM43 237H44V239H43ZM112 238H118V239L114 240V241L112 240L113 241V243H112V241L110 240ZM82 241H84V242H82ZM101 242H103V243H101ZM240 242H242L244 244L242 245V244H240ZM37 243L38 242H35L33 244H37ZM110 243H111V246H109ZM152 243H155V245L154 244L152 245ZM150 245H152L151 249H150ZM48 248H50L51 250L49 251ZM57 248H58V250H57ZM80 252L83 253L82 256H86V254H89V255L91 254L90 256H88L89 257L88 263H86V261L83 262L82 257H80L79 255H75V254H81ZM254 252L256 253V255H253ZM23 253L25 254L27 252H23ZM150 255H151V257H150ZM241 256H243L242 259H240ZM30 261L32 262V260L30 258H24L23 257L21 259H18L17 264H32ZM35 261H36V263H34V264H39L41 261V256L38 260H35ZM172 262H173V260H172Z\"/></svg>", "mask_w": 264, "mask_h": 264}, {"label": "snow or ice", "instance_id": "3", "mask_svg": "<svg viewBox=\"0 0 264 264\" xmlns=\"http://www.w3.org/2000/svg\"><path fill=\"white\" fill-rule=\"evenodd\" d=\"M236 16L241 17L243 13L239 8H236ZM208 16L212 18L216 23H221L222 21H228L229 17L227 15H213L209 12ZM238 23V22H237ZM251 31L256 33L257 30L253 27ZM139 63V61L137 62ZM136 69H131V74L135 75ZM129 79L128 75H124L121 83L117 85V91L125 86ZM94 83V82H93ZM42 87H44L47 92V86L41 81ZM29 96L32 95L31 91L28 93ZM219 99L224 101L229 105L230 109L234 113L235 117L244 124V131L248 128H256L257 125L264 126V85H260L258 81H253L247 85V90L242 91L240 88H235L234 91L229 92L227 96L219 95ZM82 97V111L85 117L90 118L89 123L91 129L95 136L99 139L100 143L106 149V155L110 165L109 169V179H106L102 185H98L91 195L83 197L80 195L79 189L80 185L76 182L75 164L70 167L73 168L72 180L64 179L63 172L56 167V165L49 162H44L40 171L50 170L51 177L54 179L56 186L63 199V204L66 208L79 209L81 203L87 205L89 201H93L102 192H105L109 187L110 181L121 179L132 185H138L145 189L152 191H162L166 194H171L175 191H186L187 183L184 177L178 172L176 168L170 170L161 169V171L166 174H157L155 178H142L133 177L132 175L126 173L125 167L126 163H131L130 159L126 160L128 153L133 150H141L145 145H149L151 141L162 139L161 136L157 134H150L147 136H133L128 132H124L121 137L119 133V127L112 125L105 129L102 126L103 119H106L111 110L108 107H102L97 111L96 106L99 103L98 97L94 94V89L89 92L88 89L81 91ZM217 97H212L215 100ZM50 101L56 106L57 109L65 111L69 118L72 117V99L63 94V102L60 103V99L57 96L52 95L49 92ZM89 101L91 102L89 104ZM175 108V105H172ZM160 112H164V109H159ZM223 112V110H221ZM172 116H177L178 113L173 111ZM187 119H191L184 114ZM167 123V121H164ZM128 127V125H124ZM176 127L181 129L185 134H187L190 129L187 127H182L177 124ZM236 128H240V124H236ZM165 136L167 133L164 134ZM236 142L232 141L229 143L228 147L224 150V159H228L229 152L235 148ZM167 147L171 148L172 145L168 144ZM183 147V145H181ZM240 151V149H236ZM176 164H180V160L176 161ZM204 170L197 169L195 173V178L198 180L201 173ZM170 174H167L169 173ZM195 181H193L194 183ZM19 191V190H17ZM25 197L29 196L27 191L23 192ZM31 200L29 199L26 203L21 200L19 195H13L5 190L0 189V262L2 264H17L20 254L22 252H27L34 247L32 243L34 234L38 229L39 221L35 216L32 215L34 209L30 207ZM60 219H55L52 227L61 224ZM259 227V225H256ZM51 231V228L49 229ZM47 234V233H45ZM259 235V234H257ZM246 250L255 247L251 244H245L243 246ZM261 251L259 256L264 257V243L260 245ZM253 255H256L254 252Z\"/></svg>", "mask_w": 264, "mask_h": 264}]
</instances>
